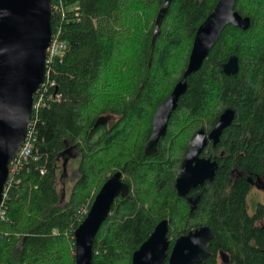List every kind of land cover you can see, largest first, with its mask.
<instances>
[{"label": "trees", "instance_id": "16d2710c", "mask_svg": "<svg viewBox=\"0 0 264 264\" xmlns=\"http://www.w3.org/2000/svg\"><path fill=\"white\" fill-rule=\"evenodd\" d=\"M164 1L53 0V34L68 49L50 64L44 105L32 114L39 158L22 162L6 184L0 264H77L83 208L90 210L119 170L130 193L115 200L99 230L93 264H132L163 219L170 251L178 237L208 225L216 237L200 264H227L221 251L229 264H264V206L252 213L249 204L254 184L264 183V0H237L250 28L224 29L188 78L158 152L147 155L155 111L181 80L197 30L219 0H172L153 45ZM232 55L237 75L223 70ZM229 107L236 112L232 125L203 153L219 163L215 178L191 192L193 201L180 197L176 180L191 141L200 129L212 130ZM70 147L80 155L79 177L62 203L56 174ZM236 169L244 175L236 178Z\"/></svg>", "mask_w": 264, "mask_h": 264}, {"label": "water", "instance_id": "95a60500", "mask_svg": "<svg viewBox=\"0 0 264 264\" xmlns=\"http://www.w3.org/2000/svg\"><path fill=\"white\" fill-rule=\"evenodd\" d=\"M171 2L165 0L158 12L153 45ZM236 2L219 0L198 28L181 80L155 111L152 134L145 145L147 155L158 152L159 141L166 136L173 112L188 89V78L201 69L224 29L230 24L244 30L250 28L251 18L235 9ZM52 14L53 0H0V206L13 163L28 134L36 94L46 79L48 48L53 36ZM239 69L236 55H232L223 66L228 75H237ZM235 115V110L228 108L209 133L201 129L195 134L176 180L180 197H188L191 190L215 178L218 161L202 154L209 141L214 146L220 142ZM239 173L244 175V171ZM259 182L264 186L262 181L255 184ZM129 192L130 186L120 171L104 183L87 216L75 231L77 264H93L96 236L108 219L115 199L120 195L127 196ZM169 233V221H160L134 252L132 264H165L166 261L169 264H200L210 255L209 243L216 237L214 230L204 225L178 237L170 251ZM221 256L229 264L224 251H221Z\"/></svg>", "mask_w": 264, "mask_h": 264}, {"label": "built area", "instance_id": "2783aa9c", "mask_svg": "<svg viewBox=\"0 0 264 264\" xmlns=\"http://www.w3.org/2000/svg\"><path fill=\"white\" fill-rule=\"evenodd\" d=\"M55 10L56 11L60 10V6L55 5ZM67 49H68L67 41L60 38L59 33L53 34L50 46L48 48L46 77H48L50 75V70H49L50 64H52V62L57 57H62L66 53ZM45 81H46V79H45ZM45 81L42 84V86L40 87V89L38 90V93L36 94L34 106H33V112H34V110H38L42 105H44ZM51 84L55 85V82H51ZM32 118H33V116L31 117V120H30L29 130H28L26 140H25L18 156L16 157V159L13 163L10 176L12 175V173H16L18 171V169L22 165V162H27L32 157H35V159L39 158V155L34 154V146H35L34 141H35V139L33 138L32 131H30V127L32 125ZM42 172H44V170H42ZM5 191H6V188H5ZM6 195H7L6 192H4V198L6 197ZM3 201H4V199H3ZM87 210H88L87 207L83 208V211L88 213L89 210L88 211ZM4 218H5V209L3 208V202H2V204L0 206V221L3 220Z\"/></svg>", "mask_w": 264, "mask_h": 264}, {"label": "rangeland", "instance_id": "374dc122", "mask_svg": "<svg viewBox=\"0 0 264 264\" xmlns=\"http://www.w3.org/2000/svg\"><path fill=\"white\" fill-rule=\"evenodd\" d=\"M80 155L78 151L73 152L72 158L65 160L61 158L56 174V183L62 197V203L68 199L70 192L79 177L78 164ZM66 165V166H65ZM66 169V170H65ZM264 204V186L259 182L254 187L249 196V204L252 213H256L258 205Z\"/></svg>", "mask_w": 264, "mask_h": 264}, {"label": "flooded vegetation", "instance_id": "af4514ba", "mask_svg": "<svg viewBox=\"0 0 264 264\" xmlns=\"http://www.w3.org/2000/svg\"><path fill=\"white\" fill-rule=\"evenodd\" d=\"M229 108H231V107H229ZM227 109H228V108H227ZM220 116H221V115H220ZM219 118H220V117H219ZM218 120H219V119H218ZM217 122H218V121H217ZM152 124H153V123H152ZM215 125H216V124H215ZM229 127H230V126H229ZM212 129H213V128H212ZM226 129H227V128H226ZM200 130H201V129H200ZM204 130H205V129H204ZM205 131H206L207 133H209L211 130H210V131L205 130ZM151 134H152V133H151ZM222 135H223V134H222ZM164 137H165V136H164ZM162 138H163V137H162ZM148 141H149V140H148ZM148 141H147V142H148ZM159 142H160V141H159ZM210 143H212V141H209L208 145H209ZM145 145H146V144H145ZM158 145H159V144H158ZM208 145H207V147H208ZM212 145H213V143H212ZM213 146H214V145H213ZM207 147H206V148H207ZM206 148H205V149H206ZM74 151H77L76 147H70V148L67 150V152H66L67 154H66V157H65V160H66V161L69 160L70 157L72 158V156H73V152H74ZM204 152H205V150H204ZM204 152H203V153H204ZM202 156L206 157V156L203 155V154H202ZM207 158H211V157H207ZM211 159H213V158H211ZM213 160H214V159H213ZM216 160H217V159H216ZM65 166H66V165H65ZM65 170H66V169H65ZM119 171H120V170H119ZM116 172H118V171H116ZM116 172H115V173H116ZM120 172H122V171H120ZM115 173H114V174H115ZM122 175H123V172H122ZM234 175H235L236 178H238V177L241 176L238 170H237V171H234ZM123 180L125 181V177H124V175H123ZM125 182H126V181H125ZM176 189H177V188H176ZM193 190H195V189H193ZM193 190L190 191V193L188 194V197H182V198L189 199L190 201H193L192 197L189 196ZM129 193H130V192H129ZM177 193H178V191H177ZM128 195H129V194H128ZM128 195H127V196H128ZM120 196H121V195H120ZM118 197H119V196H118ZM118 197H117V198H118ZM117 198H116V199H117ZM116 199H115V200H116ZM114 202H115V201H114ZM263 206H264V204H263ZM163 220H164V219H163ZM167 220H168V219H167ZM168 221H169V220H168ZM203 226H204V225H203ZM200 227H201V226H200ZM169 228H170V225H169ZM197 228H198V227H197ZM195 229H196V228H195ZM191 231H192V230H191ZM221 258H222V257H221ZM222 260H223V259H222Z\"/></svg>", "mask_w": 264, "mask_h": 264}]
</instances>
